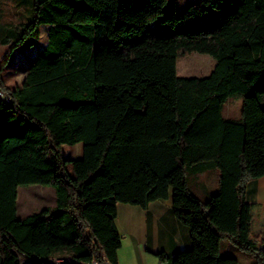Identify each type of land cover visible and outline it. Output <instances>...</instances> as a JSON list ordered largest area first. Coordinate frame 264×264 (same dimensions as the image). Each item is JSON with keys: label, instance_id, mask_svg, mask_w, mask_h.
<instances>
[{"label": "trees", "instance_id": "1", "mask_svg": "<svg viewBox=\"0 0 264 264\" xmlns=\"http://www.w3.org/2000/svg\"><path fill=\"white\" fill-rule=\"evenodd\" d=\"M33 0L31 18L0 24V264H119L118 204L147 208L173 193L192 247L158 264H239L228 237L264 264V201L246 184L264 176V0ZM172 8L170 11L169 9ZM1 15V12H0ZM164 29L156 32L149 28ZM48 41L21 84L9 57ZM209 54L206 76L182 77L181 56ZM243 96L240 118L223 114ZM83 143L68 159L62 146ZM215 168L207 200L192 166ZM51 184L56 204L18 217V188ZM69 257L74 263L50 259ZM25 261L26 263H24Z\"/></svg>", "mask_w": 264, "mask_h": 264}, {"label": "rangeland", "instance_id": "2", "mask_svg": "<svg viewBox=\"0 0 264 264\" xmlns=\"http://www.w3.org/2000/svg\"><path fill=\"white\" fill-rule=\"evenodd\" d=\"M188 1L191 0H176V12L182 13ZM32 9L33 0H0V24L3 26H10L27 22L31 18ZM169 10L171 11L172 8ZM149 28L159 33L164 30L155 27L153 24H150ZM47 36L48 25H42L40 40L35 47L23 52H15L9 57L8 62L2 70V75L9 85L15 86L23 82L31 59L34 58L41 47L47 43ZM8 49L9 47L7 45L0 43V65L3 64ZM215 64L216 60L211 55L194 52L178 58L177 72L178 75L182 77L206 76L212 72ZM242 104V95L235 94L230 96L223 108L224 116L240 118ZM62 152L68 159L81 158L83 156V143L79 142L75 145L65 144L62 146ZM190 174L189 172V175ZM203 175L205 178H209L211 183L213 182V185L216 183L217 170L215 168H209L208 172ZM55 204V188L51 184H28L21 185L18 188L17 209L18 217L20 218L38 212L44 207L55 206ZM221 252L222 254L236 257L239 260V264L255 263V256L253 253L240 248L228 237L222 239ZM50 261L55 263H74V260L69 257L50 259ZM23 262L26 263L25 261Z\"/></svg>", "mask_w": 264, "mask_h": 264}, {"label": "crops", "instance_id": "3", "mask_svg": "<svg viewBox=\"0 0 264 264\" xmlns=\"http://www.w3.org/2000/svg\"><path fill=\"white\" fill-rule=\"evenodd\" d=\"M198 166H192L188 182L196 196L207 200L219 189L218 171L217 181L213 185L203 175L209 169L195 172ZM246 199L264 201V176L247 182ZM116 225L122 236L119 264H158V252L173 256L180 250L192 247L190 228L174 214L172 192L167 199L152 201L147 208L119 203Z\"/></svg>", "mask_w": 264, "mask_h": 264}, {"label": "built area", "instance_id": "4", "mask_svg": "<svg viewBox=\"0 0 264 264\" xmlns=\"http://www.w3.org/2000/svg\"><path fill=\"white\" fill-rule=\"evenodd\" d=\"M84 264H108V262H106V259L102 262L97 261V260H93L92 263H84Z\"/></svg>", "mask_w": 264, "mask_h": 264}, {"label": "bare ground", "instance_id": "5", "mask_svg": "<svg viewBox=\"0 0 264 264\" xmlns=\"http://www.w3.org/2000/svg\"><path fill=\"white\" fill-rule=\"evenodd\" d=\"M106 262H108V260H106ZM89 263H92V261H91V262H89ZM108 264H109V262H108Z\"/></svg>", "mask_w": 264, "mask_h": 264}]
</instances>
